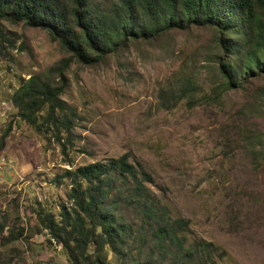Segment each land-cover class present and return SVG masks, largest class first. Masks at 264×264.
<instances>
[{
    "label": "rangeland",
    "instance_id": "obj_1",
    "mask_svg": "<svg viewBox=\"0 0 264 264\" xmlns=\"http://www.w3.org/2000/svg\"><path fill=\"white\" fill-rule=\"evenodd\" d=\"M219 35L190 24L83 63L46 28L0 18V264H71L35 211L69 205L65 168L122 153L218 263L264 264V72L226 85ZM31 74L61 84L73 111L64 150L15 114L10 95Z\"/></svg>",
    "mask_w": 264,
    "mask_h": 264
},
{
    "label": "trees",
    "instance_id": "obj_2",
    "mask_svg": "<svg viewBox=\"0 0 264 264\" xmlns=\"http://www.w3.org/2000/svg\"><path fill=\"white\" fill-rule=\"evenodd\" d=\"M0 18L46 28L83 63L97 62L128 40L190 24L212 25L221 34L219 70L226 85L264 72V0H0ZM63 65L55 67L60 77ZM61 89L31 74L10 101L35 130L64 137V150L73 111L59 97ZM161 92L164 100L173 95ZM128 157L122 153L63 170L69 205L60 203L56 214L35 211L47 240L59 244L71 264H111L110 254L119 264H220L212 242L187 238L188 220L169 215L144 184L151 181L149 174Z\"/></svg>",
    "mask_w": 264,
    "mask_h": 264
},
{
    "label": "bare ground",
    "instance_id": "obj_3",
    "mask_svg": "<svg viewBox=\"0 0 264 264\" xmlns=\"http://www.w3.org/2000/svg\"><path fill=\"white\" fill-rule=\"evenodd\" d=\"M2 168V167H1Z\"/></svg>",
    "mask_w": 264,
    "mask_h": 264
},
{
    "label": "built area",
    "instance_id": "obj_4",
    "mask_svg": "<svg viewBox=\"0 0 264 264\" xmlns=\"http://www.w3.org/2000/svg\"><path fill=\"white\" fill-rule=\"evenodd\" d=\"M10 103V102H9Z\"/></svg>",
    "mask_w": 264,
    "mask_h": 264
}]
</instances>
